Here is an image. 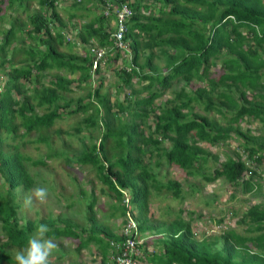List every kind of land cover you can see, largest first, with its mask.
I'll list each match as a JSON object with an SVG mask.
<instances>
[{
	"label": "trees",
	"instance_id": "16d2710c",
	"mask_svg": "<svg viewBox=\"0 0 264 264\" xmlns=\"http://www.w3.org/2000/svg\"><path fill=\"white\" fill-rule=\"evenodd\" d=\"M32 1L7 0V4L14 13L18 10L26 12L28 3ZM80 1L73 3L74 7L80 8L84 0ZM94 1L100 5L99 0H87L90 4ZM109 1L112 5L124 2L132 11L131 18L124 25L123 38L132 60L123 61V66L116 73L120 82L129 89L124 99L130 102L122 104L116 101L112 104L109 96L101 93V81L91 89L92 92L86 93L85 99L92 100L98 107L91 102L95 116L83 118L81 124L86 129L102 128V133L98 142L89 148L83 146L77 163L92 167L101 185L113 197L109 217H123L127 213L135 222L139 237L140 234L146 237L145 233L151 231L156 237H162L157 239L158 242L156 240L160 244L158 256L145 252L150 254L146 261L152 264H264L263 205L250 206L241 217V223L247 227V235L236 234L233 230L221 234L219 250H213L215 241L195 240L189 221L179 217L159 230L151 225L148 217L150 186L156 179L142 160L146 153L149 156L156 154L166 158L168 163L172 162L186 175L200 176L204 183L223 179L230 186H236L245 178L242 182L244 192L248 193L255 187L251 182L255 173L236 154L235 158L226 157L220 162L211 175L202 172L201 167L208 158L214 162L217 158L198 144L215 145L233 134L237 136L235 139L241 140L246 158L264 166V137L251 135L249 128L244 131L240 128V122L250 124L257 121L264 130V0ZM54 2L37 0V11L28 16L30 29L25 32L26 37L22 34L25 24L12 15L3 24V34L0 31V72H4V66H7L4 72L6 82L2 85L0 80V176L7 185L5 193H0V231L4 236L0 244V264H12L4 250L26 247V234L36 230L40 224L48 225L49 237L77 239L76 250L94 242L103 260L101 264H104V252L108 251L109 241L119 238L95 220L92 192L85 210L87 229L77 230L74 222L61 216L26 220L20 224L19 207L13 192L16 188L30 190L32 180L25 168L29 158L22 155L16 146L4 147L3 139H17L19 128L23 135L46 130L61 114L90 112L88 107L85 112H79L85 110L82 100H78L75 109L70 110V100H65L60 93L67 92L65 85L71 74H78L74 80L75 87L85 83L91 85L93 53L89 48L96 46L108 52L113 41V15L106 18L98 9L92 19L78 27L75 41L66 43L60 31L65 29V25L59 20ZM109 20L111 32L106 29ZM27 37L36 38L42 50L25 42ZM64 43L67 47L70 44L80 46L82 55L59 51ZM153 48H157L164 59L165 75L151 64ZM117 51L112 46L109 53H113V58L105 59V64L116 62L119 58ZM217 62V75L212 77L210 69H214ZM53 69L67 75H54L47 86L34 89L33 96L25 95L22 81L33 76V81L39 84L41 74ZM98 73L96 69L94 74ZM133 78L138 88L133 87ZM179 80L186 85L190 81L200 85L188 92L184 88L171 92L172 98L165 99L164 106L153 107L154 101L163 96L173 81ZM113 106L116 109L113 110ZM195 106L203 114L197 113ZM35 108H44L47 112L38 114ZM209 113L218 115L223 124L218 125L208 118ZM16 117L19 118L18 123H15ZM149 118L153 121V130L144 134L142 127H146ZM38 139L42 140L41 135ZM109 139L114 140V147L112 151H105L104 145ZM163 140L169 142L168 149L161 145ZM31 164L45 165L42 160L31 161ZM124 190L129 194L128 209L122 204ZM154 190H163L175 199L180 195L177 182L163 183Z\"/></svg>",
	"mask_w": 264,
	"mask_h": 264
},
{
	"label": "rangeland",
	"instance_id": "374dc122",
	"mask_svg": "<svg viewBox=\"0 0 264 264\" xmlns=\"http://www.w3.org/2000/svg\"><path fill=\"white\" fill-rule=\"evenodd\" d=\"M0 2V13H3L2 22H0V31L5 30V25L3 24H5L6 18H8L9 15H12L13 17L18 18L19 22L22 21L25 24V30L22 32V34L24 37H26L25 32L30 29V25L28 24V16L37 11V0H33L32 2L28 3V9L26 12H21L18 10L15 13L8 8L7 0H0ZM88 4L89 2L84 0L80 5L81 8H76L74 7L75 5H73V2L70 0H56V12L59 16V19L65 25V29H60V31L65 38L66 36L69 37L67 41L65 39L66 43L74 42L78 27L84 23H87L98 12V4L97 2L95 3V1L92 2L94 10H82V7ZM13 7H15V4ZM106 29L111 32V20L107 22ZM3 31L1 34H3ZM1 34L0 37L2 36ZM24 41L28 42V44H31L32 47L36 46L39 50L42 49L41 45L37 44L38 40L34 37H32V39H28V37L24 38ZM66 43H64V46L59 48V51H62L66 54L71 53L76 56L82 55V49L80 46L70 44V46L67 47ZM112 54L113 53H107L106 59L113 57ZM8 56L9 55H7V57ZM156 64L160 67L163 64V61L158 59ZM218 65L219 62L216 63L214 69H210L211 72L213 71L212 77L217 75L216 73ZM105 66L98 70V74L91 75V85L86 83L82 85L80 84V87L78 88L75 87V85L73 86L72 84H68L66 86L68 88V92L63 94L64 99L70 100L71 102L70 110L75 109L78 100H82L83 102L81 105L85 106V110L79 112H85L86 107L91 109L90 112L87 111V113L69 115L63 114L53 122L50 128L46 130L42 129L38 133L33 131V133L31 132L27 135H23L22 129L19 128L17 131V139L14 141L8 137L3 139L4 147H7L8 145H10L11 148L16 146L19 152L21 150L20 153L22 155L29 158V162H26L25 168L32 180L30 190L35 186H44L49 191L48 203L46 205H37L29 212L23 209L22 203L24 195L30 190L23 191L21 188H16L17 190H14L13 194L15 197V203L19 207L18 216L21 217L20 224H22V222L24 223L26 220L38 221L41 218H56L57 216H61L62 218H66L71 222H74L77 225V230L80 228L87 229L88 224L85 219V208L86 203L88 202L87 199L91 197L90 192H92L95 199V206L92 209L93 214H95V220L98 223L105 225L106 228L114 235L117 236L120 233L123 226L121 220L122 218L119 216L109 217V214L112 213L113 197L106 191L105 187L101 185L92 167L77 163V158L79 153L83 150V146L85 145L89 148L92 144L98 142L100 138L99 135L102 133V128L101 130H99L98 127H94L96 130L86 129L85 126L81 124L83 118H91L95 116L93 112V106L91 105V102L93 103V101L91 100L89 102L85 99L86 93L91 91V89L96 88L98 83L101 81V92L106 93L112 103H115V101H118L122 104L130 102V100L125 101L124 99V95H126L129 91L128 87H125L120 82L121 80H119L116 76L117 71L120 70V61L117 60L114 62L113 66L110 63H106ZM4 68L5 71H7L6 65ZM4 72H0V77L4 76ZM59 74L64 76L67 75L65 72L48 70L41 74L42 78L39 80V84H36L33 81V76L30 78V80L22 81L25 95L30 97L33 96L35 93L34 89L38 90L40 86H47L48 81L52 80L54 75ZM69 78H78V74H73V77L70 76ZM134 81L135 79L132 80V82ZM198 85L200 84L195 81H190L187 85L183 81H173L169 89L165 90L163 96L154 101L153 107L164 106L165 99L172 98L173 94L171 92L177 91L180 88H184V91L188 92L189 90L196 88ZM133 87L138 88L137 85H133ZM93 105L96 106V108L98 107L96 103H93ZM197 108L199 107L195 106V111L199 114H203V112ZM112 109H115L114 106ZM35 112L38 114H43L47 112V109L44 110V108H35ZM59 113H61V111H59ZM208 118L216 119L220 123L223 122L221 121L220 117L214 113H209ZM95 120V124L97 125V117ZM18 122L19 118L16 117L15 123ZM145 126V128L142 127L144 134L151 133L153 130V121L151 118L147 120ZM240 128L242 131L249 128L251 135L264 137V130L257 121H252L250 124L240 122ZM39 135H41V141L38 139ZM231 135L232 136L228 139L218 142L217 145H207L204 143L200 144L201 148L209 152L211 155H215L217 158L215 162L212 161L211 158L208 159L207 162L201 167L202 172L211 175V172L219 167L220 162L224 161L226 157L235 158L234 154H236L238 155L239 159L244 162L252 172L255 173V176L252 177L251 181L253 184H255V187H253L248 193L244 192L242 182L245 178H242V180L238 182V185L236 186H230V184L226 183L223 179H217L212 183H204L198 176L189 177L186 176L183 171L174 166L167 167L162 159L155 160L159 161L160 165L154 166V156L150 159L147 155L148 153H146V155L142 157V160L146 164L148 161L150 162L153 172L156 174V179L160 183H163L166 180H174L178 182L180 185L181 195L183 197L182 200L172 199L168 193H157L150 190V196L148 199V214L152 220L151 225H157L159 220L163 221L160 223H167L169 220L174 218V214L179 213L183 220L189 221L195 234L194 236L196 237H199V235L202 233L206 234L207 231L210 233L211 230L213 232L208 235L220 236L226 230H233L236 234L247 235V227L244 223H241V217L252 205H263L264 207V166L261 163H252L251 160L247 159L246 152L241 147V140L235 139L237 136L235 137L233 134ZM72 140L74 143H72ZM162 144L164 147H167L169 142L163 141ZM64 145L66 146L64 147ZM29 146L31 147L29 148ZM113 147L114 140L109 139L104 145V150L112 151ZM64 149L67 153L64 151ZM52 153L53 155L50 158L46 157ZM115 154L121 155L119 153H110L109 155ZM98 156L100 155L98 154ZM37 160H42L45 165L33 166L31 161ZM6 189L7 185L0 176V193L4 194ZM84 192H86L85 195ZM70 193L73 194L71 195ZM125 197L128 198V194H126ZM166 211H171V213H166ZM134 213L135 212L133 209H131V214L134 215ZM58 226L61 227L62 224H59ZM34 232L35 230H33L30 234H26L28 240L30 236L34 234ZM145 235L148 236L145 237V240L148 238V240L145 241L148 242L147 252L155 250L157 248V244H155V240L157 238L156 234L151 231ZM82 238H85L84 235H82ZM3 240L4 236L0 231V244ZM55 241L57 242L58 247L54 251V254L51 258V264H98L100 262L99 250L94 242L88 243L87 246L77 251L75 250V247L78 245L77 239L59 238L55 239ZM220 244L221 241L219 240L215 249H218ZM24 248L25 247L19 250L18 248H16V250L15 248H9L11 250L7 248L4 250V252L8 254L9 258L13 262L12 264H16L14 259L15 256L13 255ZM141 249L145 248L142 247ZM145 252L146 250H141L140 257L138 258V261L140 262H137V264H145L142 258L143 253Z\"/></svg>",
	"mask_w": 264,
	"mask_h": 264
},
{
	"label": "built area",
	"instance_id": "2783aa9c",
	"mask_svg": "<svg viewBox=\"0 0 264 264\" xmlns=\"http://www.w3.org/2000/svg\"><path fill=\"white\" fill-rule=\"evenodd\" d=\"M79 3L80 0H72ZM100 13L104 17L113 15L114 27L112 33V46L119 53L127 52L125 42L123 40L126 28L124 25L132 16V11L126 3H118L112 5L109 0H99ZM105 52L96 51L93 53L95 58L101 59ZM136 229V225L129 214L126 213L123 220V226L120 231V239L117 242L110 243L109 261L113 264H137V258L140 256L138 247L142 243Z\"/></svg>",
	"mask_w": 264,
	"mask_h": 264
},
{
	"label": "clouds",
	"instance_id": "9594fccd",
	"mask_svg": "<svg viewBox=\"0 0 264 264\" xmlns=\"http://www.w3.org/2000/svg\"><path fill=\"white\" fill-rule=\"evenodd\" d=\"M70 1L73 3H76L72 0H70ZM54 4L56 5V0H55ZM98 9H99V5H98ZM99 12H100V9H99ZM63 38H64V40L66 39V41L69 39V37H67V36H66V38L63 36ZM129 53H130V50H127V52L119 53V56L122 55L123 57H125V56L129 55ZM106 56H107V54L105 53L101 59L105 60ZM92 57H95V56L92 55ZM122 193H123L122 204H124L127 208V202H128L129 197L128 198L125 197L126 193L124 191H122ZM48 197H49V191L46 187L35 186L27 194L24 195L22 207L24 210L30 212L37 205H46L48 203ZM124 218H125V216H123L121 219L122 223H123ZM48 232H49V227L47 224L38 225L34 234L32 236H30L28 243H27V246L24 249L16 252L15 257H14L16 264H51V258L54 254V251L57 249L58 244L55 241L54 237H49L47 235ZM211 232H213V231L211 230ZM118 237H119L118 238V240H119L120 239V233L118 234ZM140 239L145 240L144 238H140ZM117 241H114V240L109 241V248L107 251V256L110 255V243H114ZM138 250H139V254H140L139 247H138ZM108 262H110V261H108ZM110 263L113 264V262H110Z\"/></svg>",
	"mask_w": 264,
	"mask_h": 264
},
{
	"label": "crops",
	"instance_id": "0c3cea01",
	"mask_svg": "<svg viewBox=\"0 0 264 264\" xmlns=\"http://www.w3.org/2000/svg\"><path fill=\"white\" fill-rule=\"evenodd\" d=\"M91 6V7H90ZM81 8V7H80ZM83 9H89V10H94V6H93V4L91 3H89L88 5H86V6H83L82 7V10ZM157 13V12H156ZM60 20V19H59ZM61 21V20H60ZM62 22V21H61ZM63 23V22H62ZM208 27V26H207ZM157 48H153L152 49V52H153V54H154V58L152 59V61H151V64H153L154 66H156L157 68H158V70H165V63H164V59H163V57H161L159 54H158V52H157ZM113 55V54H112ZM143 55V54H142ZM122 57V58H121ZM113 58V57H112ZM158 59H161L162 61H163V64H162V66H157V64H156V61L158 60ZM117 60H119L120 61V64L123 66V61H131L132 59H131V55H130V53H129V55H127V56H125V57H123V56H119V58L118 59H116V61ZM140 61H142V58L140 59ZM112 66L114 65V64H112V63H110ZM129 64V63H128ZM137 70V69H136ZM148 74H151V72L150 71H146ZM162 75H165L166 74V70L163 72V73H161ZM70 76H72L73 77V74H71ZM69 78V77H68ZM70 79V78H69ZM134 79V78H133ZM133 79H131V82H132V80ZM179 81H181V80H179ZM135 82V81H134ZM134 82H132V84L133 85H135L134 84ZM68 84H72L73 86L75 85V82H74V78H72V79H70V80H68V83L65 85V88L67 89V92H68V88L66 87ZM141 85V84H140ZM138 86V85H137ZM139 87V86H138ZM195 89V88H194ZM193 89V90H194ZM192 91V90H191ZM66 92V93H67ZM60 94H65V93H60ZM60 99H61V97H60ZM111 102V101H110ZM116 102V101H115ZM112 103V102H111ZM112 104H114V103H112ZM114 108L116 109V106H114ZM61 114V113H60ZM61 115H63V114H61ZM212 120H214V121H216L217 123H218V125H222L223 124V122L222 123H220L218 120H216V119H213V118H211ZM163 141H165L166 142V140H163ZM163 141H162V143H163ZM200 144L201 143H199L198 144V146L199 147H201L200 146ZM218 143H216L215 145H217ZM162 146H163V144H161ZM164 147V146H163ZM166 149H168L169 148V145L167 146V147H165ZM203 149V148H202ZM207 152V151H206ZM149 156V155H148ZM154 156V157H153ZM154 158V161H153V165L154 166H159L160 165V162L159 161H155V160H159V159H162V161L166 164V166L168 167V166H174V167H176L172 162H170V163H168L167 162V160H166V158H164L163 156H157L156 154H152L151 156H149V158L151 159V158ZM209 159V158H208ZM143 164L145 165V167L147 168V170L149 171V173L156 179V174L153 172V169H152V165L150 164V162L148 161V163L146 164V163H144L143 162ZM157 168V167H156ZM176 168H178V167H176ZM179 169V168H178ZM179 170H181V169H179ZM181 171H183V170H181ZM135 172H138V170H136ZM184 172V171H183ZM184 174H185V172H184ZM186 175V174H185ZM186 176H188V175H186ZM189 177H192V176H189ZM198 177H200V176H198ZM202 181V180H201ZM157 182V183H156ZM156 182H153L152 184H151V188H150V190H152V191H155L154 189H156V188H158V185H161V184H163V183H168V182H176V181H174V180H166L165 182H163V183H160L157 179H156ZM178 183V182H177ZM178 185H179V183H178ZM179 191H180V185H179ZM124 192L126 193V194H128V192L126 191V190H124ZM155 192H157V193H164V194H167L166 192H164L163 190H160V191H155ZM168 194H170V193H168ZM129 195V194H128ZM150 196V195H149ZM171 196V195H170ZM129 197V196H128ZM171 198L172 199H175V198H173L172 196H171ZM149 199V198H148ZM176 199H180V200H182L183 199V197H182V195H181V191H180V195H179V197H177ZM166 213H171V211H166ZM120 217V216H119ZM148 217L150 218V215L148 214ZM176 217H179V218H181V216H180V214L178 213V214H174V218H172L171 220H169L167 223H160V222H163V221H160L159 220V222L157 223V225H155L156 226V228H159V230L160 229H162L163 227H164V225H167L168 223H170L171 221H173V220H175V218ZM122 218V217H121ZM182 219V218H181ZM183 220V219H182ZM151 219H150V223H151ZM185 221V220H184ZM152 224V223H151ZM190 224V223H189ZM190 227H191V233H192V236H193V238L195 239V240H204V239H208V240H210V241H215V246H214V248H213V250H219V248L218 249H215L216 247H217V244H218V241L220 240L221 241V239H220V236H213V235H208V234H211V232L209 233V231H207L206 232V234H200L199 235V237H196V236H194L195 234H194V232H193V230H192V226L190 225ZM147 233H149V232H146L145 234H147ZM118 236V235H117ZM143 235L142 234H140V238H143L142 237ZM84 237H85V235H84ZM158 238H162V237H157L156 238V240L158 239ZM156 240H155V244H157V248L155 249V250H151L150 252H151V254L152 253H155V255L156 256H158V254H159V252H160V244L159 243H156ZM146 240H143L142 241V243L139 245V249H140V253H141V250H143V251H145L146 250V252H147V247H148V242H145ZM157 242H158V240H157ZM221 245V244H220ZM145 248V249H141V248ZM149 252V253H150ZM100 253V252H99ZM104 255H105V259H104V264H112V263H110V262H108V260H107V251H105L104 252ZM150 254H145V253H143V256H142V258H143V260H144V263L145 264H152L151 262H148V261H146V258L149 256ZM150 257V256H149ZM149 257H148V259H149ZM139 258V257H138ZM138 258H137V260H138ZM140 262V261H139ZM146 262H148V263H146ZM98 264H101V263H98Z\"/></svg>",
	"mask_w": 264,
	"mask_h": 264
},
{
	"label": "bare ground",
	"instance_id": "6f19581e",
	"mask_svg": "<svg viewBox=\"0 0 264 264\" xmlns=\"http://www.w3.org/2000/svg\"><path fill=\"white\" fill-rule=\"evenodd\" d=\"M126 46H127V43L125 42V48H126ZM112 49V46H110L109 47V50H108V52L105 50V49H103V48H97L96 46H94V47H91V48H89V51L91 52V53H94V52H96V51H103V52H105V53H109V51ZM105 66V61L103 60V59H97V58H95V57H92V62H91V69H90V72H92V74H94L95 73V70L97 69V70H100V69H102L103 67ZM106 67V66H105ZM53 70H56V69H53ZM47 71V70H46ZM45 71V72H46ZM163 72L165 71V70H162ZM4 77H7L6 75H4V76H2V77H0V80H1V83H2V85L6 82V78H4ZM50 81V80H49ZM1 88H2V86H0V90H1ZM40 88V87H39ZM101 93H103V92H101ZM71 114H77V113H71ZM75 116V115H74ZM73 116V117H74ZM33 133V132H32ZM51 134V133H50ZM72 136H74V135H72ZM75 137V136H74ZM41 140V139H40ZM49 140H51V139H49ZM66 141V140H65ZM61 142V141H60ZM51 143V142H50ZM72 143H74L73 142V140H72ZM77 143V142H76ZM54 144V143H53ZM79 144V143H78ZM35 145V144H34ZM43 145V144H42ZM52 145V144H51ZM60 145V144H59ZM56 146V145H55ZM66 145H64V147H65ZM79 146V145H78ZM24 147V146H23ZM31 146H29V148H30ZM58 148H60L59 146H57ZM62 147V146H61ZM75 147V146H74ZM57 148V149H58ZM38 149V148H37ZM69 149V148H68ZM29 150V149H28ZM79 150H81V149H79ZM23 151V150H22ZM45 151V150H44ZM60 151V150H59ZM63 151V150H62ZM64 151H65V149H64ZM71 151H72V149H71ZM13 152V151H12ZM20 152H21V150H20ZM66 152V151H65ZM74 152H75V150H74ZM15 153V152H14ZM13 153V154H14ZM27 153V152H26ZM67 153V152H66ZM12 154V153H11ZM19 154V153H18ZM74 154V153H73ZM66 155H68V154H66ZM75 155V154H74ZM73 155V156H74ZM78 156V155H77ZM21 157V156H20ZM27 157V156H26ZM70 160H73V159H70ZM74 162V161H73ZM83 167V166H82ZM85 167V166H84ZM84 169V168H83ZM87 169H90V168H87ZM92 170V169H91ZM28 176V175H27ZM55 176V175H54ZM162 176H163V174H162ZM56 178V177H55ZM59 179V178H58ZM73 179V178H72ZM55 182V181H54ZM32 184V183H31ZM55 185V184H54ZM60 186H62V185H60ZM56 188H57V186H56ZM63 189H64V187H63ZM17 190V189H16ZM86 190V189H85ZM65 192V191H64ZM85 193L86 192H84V195H85ZM71 195L73 194V193H70ZM69 194V195H70ZM73 197V196H72ZM81 197V196H80ZM84 198H88V197H84ZM60 199V198H59ZM82 199V198H81ZM88 200V199H87ZM87 204V203H86ZM71 205H73V204H71ZM72 207V206H71ZM86 209V208H85ZM101 210V209H100ZM98 212V211H97ZM103 212V211H102ZM87 213V212H86ZM105 213H107V212H105ZM60 214V213H59ZM58 215V214H57ZM69 216V215H68ZM55 217V216H54ZM70 217V216H69ZM77 218V217H76ZM60 219H62V218H60ZM81 219V218H80ZM79 220V219H78ZM98 220V219H97ZM70 221V220H69ZM81 221V220H80ZM74 224V223H73ZM72 225V224H71ZM77 226V225H76ZM78 226H80V225H78ZM77 232V231H76ZM146 237H148V236H146ZM144 239H145V237H143ZM59 239V238H58ZM148 239V238H147ZM146 239V240H147ZM71 241V240H70ZM12 248V247H11ZM76 248V247H75ZM96 248V247H95ZM9 249V248H8ZM62 249V248H61ZM97 249V248H96ZM9 250H11V249H9ZM15 250H16V248H15ZM19 250V249H18ZM76 250V249H75ZM7 251V250H6ZM78 251V250H77ZM62 252V251H61ZM11 253V252H10ZM7 255V254H6ZM63 255V254H62ZM13 256H15V255H13ZM12 256V257H13ZM59 256H61V255H59ZM63 259V258H62ZM14 260V259H13ZM102 258H101V256H100V262L99 263H101L102 261ZM107 260L109 261V256H107ZM139 260V259H138ZM63 261H64V259H63Z\"/></svg>",
	"mask_w": 264,
	"mask_h": 264
}]
</instances>
